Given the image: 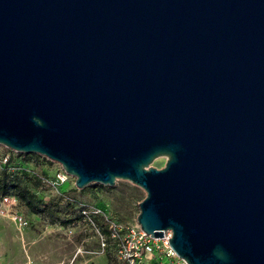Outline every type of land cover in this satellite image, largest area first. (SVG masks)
I'll use <instances>...</instances> for the list:
<instances>
[{
	"label": "water",
	"instance_id": "95a60500",
	"mask_svg": "<svg viewBox=\"0 0 264 264\" xmlns=\"http://www.w3.org/2000/svg\"><path fill=\"white\" fill-rule=\"evenodd\" d=\"M0 147L136 186L184 264H264V0H0Z\"/></svg>",
	"mask_w": 264,
	"mask_h": 264
},
{
	"label": "rangeland",
	"instance_id": "374dc122",
	"mask_svg": "<svg viewBox=\"0 0 264 264\" xmlns=\"http://www.w3.org/2000/svg\"><path fill=\"white\" fill-rule=\"evenodd\" d=\"M13 158L48 183L41 185L27 172L19 176L18 186L26 191L32 204L41 208L42 213L33 215L22 207L29 223L22 234L7 220L0 219L2 261L21 263L28 257L33 264H121L115 255V242L107 240L106 247L101 249L90 226L75 219L77 208L91 207L112 222L134 227L137 226V203L144 197L142 190L121 180L115 181L112 187L89 184L82 190H76L72 177L66 175L62 184L56 181L55 173L59 168L54 162L33 154H19ZM163 162V159H157L151 166L159 169ZM54 188L63 195L56 194ZM102 221L100 216L94 218L96 225L100 226ZM152 244L158 250L163 248L160 238L154 239ZM161 262L177 264L175 259L163 258Z\"/></svg>",
	"mask_w": 264,
	"mask_h": 264
},
{
	"label": "built area",
	"instance_id": "2783aa9c",
	"mask_svg": "<svg viewBox=\"0 0 264 264\" xmlns=\"http://www.w3.org/2000/svg\"><path fill=\"white\" fill-rule=\"evenodd\" d=\"M14 155L19 154L0 147L1 170L6 174L16 175L27 172L30 177H34L41 185H46L48 183L43 177L36 176L31 169L26 170L17 163L13 158ZM55 164L59 168L58 172L55 173L56 181L59 184H62L66 175L59 165L57 163ZM54 190L59 196L63 195V192L59 191L57 188H54ZM22 207L23 206L13 194L7 193L5 195H0V219H5L11 223L19 234H22V232L29 226L28 220L22 212ZM77 215L79 216L78 221L88 224L96 233L101 249L106 247L105 242L107 240L115 242V255L121 264H163L161 262L163 258L168 260L175 259L177 264H184L173 255L167 246V239L170 236L168 231L165 236L160 238L163 248L158 250L159 248L152 244L154 239L152 240L144 235L139 230L138 226H122L121 224L112 222L106 216H101L99 210L91 207L79 206L77 208ZM96 216L102 217L103 221L100 226L94 223V218ZM58 230H60V228ZM22 264L33 263L26 258Z\"/></svg>",
	"mask_w": 264,
	"mask_h": 264
},
{
	"label": "trees",
	"instance_id": "16d2710c",
	"mask_svg": "<svg viewBox=\"0 0 264 264\" xmlns=\"http://www.w3.org/2000/svg\"><path fill=\"white\" fill-rule=\"evenodd\" d=\"M19 176L21 177L22 173L19 175L6 174L0 169V195H5L7 193L13 194L18 199L23 208L29 213L33 215L42 213L41 208H37L32 204L26 191L18 186ZM75 219L79 220V216L77 215V218Z\"/></svg>",
	"mask_w": 264,
	"mask_h": 264
},
{
	"label": "crops",
	"instance_id": "0c3cea01",
	"mask_svg": "<svg viewBox=\"0 0 264 264\" xmlns=\"http://www.w3.org/2000/svg\"><path fill=\"white\" fill-rule=\"evenodd\" d=\"M24 232V231H23ZM28 258V257H27ZM24 262V261H23ZM23 262H21V263H8V262H5V261H2L1 259H0V263L1 264H22Z\"/></svg>",
	"mask_w": 264,
	"mask_h": 264
}]
</instances>
